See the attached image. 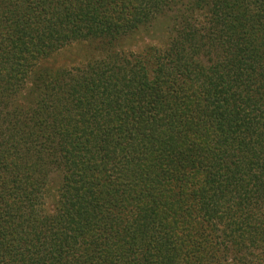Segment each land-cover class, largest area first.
<instances>
[{"label":"trees","instance_id":"trees-1","mask_svg":"<svg viewBox=\"0 0 264 264\" xmlns=\"http://www.w3.org/2000/svg\"><path fill=\"white\" fill-rule=\"evenodd\" d=\"M0 264H264V0H0Z\"/></svg>","mask_w":264,"mask_h":264},{"label":"rangeland","instance_id":"rangeland-1","mask_svg":"<svg viewBox=\"0 0 264 264\" xmlns=\"http://www.w3.org/2000/svg\"><path fill=\"white\" fill-rule=\"evenodd\" d=\"M167 39L166 24L162 19H159L153 25L140 29L137 34L125 40L121 50L137 53L149 46L162 48ZM93 56L92 46L87 45V43L71 44L55 54L52 57V62L59 67L72 68Z\"/></svg>","mask_w":264,"mask_h":264}]
</instances>
